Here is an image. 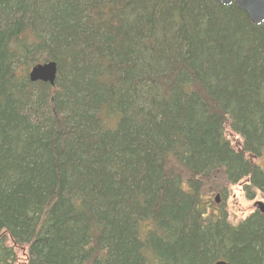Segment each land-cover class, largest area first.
<instances>
[{"label": "trees", "instance_id": "obj_1", "mask_svg": "<svg viewBox=\"0 0 264 264\" xmlns=\"http://www.w3.org/2000/svg\"><path fill=\"white\" fill-rule=\"evenodd\" d=\"M50 62L55 85L32 83ZM263 155L264 24L235 5L0 0V264L16 247L26 264H264V214L233 225L205 199L243 181L264 197Z\"/></svg>", "mask_w": 264, "mask_h": 264}, {"label": "rangeland", "instance_id": "obj_2", "mask_svg": "<svg viewBox=\"0 0 264 264\" xmlns=\"http://www.w3.org/2000/svg\"><path fill=\"white\" fill-rule=\"evenodd\" d=\"M227 139L236 149L241 147V139L233 134L227 133ZM253 162L264 168V155L260 159H254ZM221 177V176H220ZM213 184H211L212 189ZM247 187V182L243 181L242 183L236 186H229L227 189V197H223L220 192H215L214 190L210 191L205 199L213 201L211 207L208 208V215L213 216L219 214V212H225L228 218V221L233 225H238L247 219L249 216L257 212L258 203H264V197L260 192L254 193V198L248 199L245 188ZM209 191V190H208ZM217 197H219L217 199ZM9 247H14L11 241L7 242ZM19 254L18 261L16 264H26L25 261V251L26 248L20 247L15 248Z\"/></svg>", "mask_w": 264, "mask_h": 264}, {"label": "water", "instance_id": "obj_3", "mask_svg": "<svg viewBox=\"0 0 264 264\" xmlns=\"http://www.w3.org/2000/svg\"><path fill=\"white\" fill-rule=\"evenodd\" d=\"M224 6L235 5L246 13L250 21L257 26L264 24V0H216ZM32 83H44L54 86L57 79V64L50 62L34 66L28 75ZM219 197H217L218 199ZM261 212L264 213V204L259 203ZM216 264H229L225 261Z\"/></svg>", "mask_w": 264, "mask_h": 264}]
</instances>
